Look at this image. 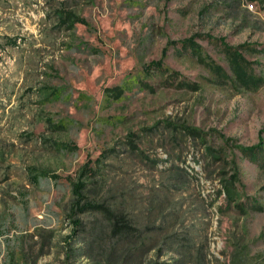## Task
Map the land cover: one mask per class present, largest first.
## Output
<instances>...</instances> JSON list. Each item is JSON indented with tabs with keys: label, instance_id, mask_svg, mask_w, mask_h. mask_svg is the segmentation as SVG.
<instances>
[{
	"label": "rangeland",
	"instance_id": "obj_1",
	"mask_svg": "<svg viewBox=\"0 0 264 264\" xmlns=\"http://www.w3.org/2000/svg\"><path fill=\"white\" fill-rule=\"evenodd\" d=\"M260 130L264 0H0V264H264Z\"/></svg>",
	"mask_w": 264,
	"mask_h": 264
},
{
	"label": "trees",
	"instance_id": "obj_2",
	"mask_svg": "<svg viewBox=\"0 0 264 264\" xmlns=\"http://www.w3.org/2000/svg\"><path fill=\"white\" fill-rule=\"evenodd\" d=\"M68 21V16L62 18V20L58 21L60 24L65 23ZM71 25V22H69ZM187 42H183L182 45H186ZM159 70L162 69V63L159 61H153L149 64L144 66V70ZM105 94L109 97H120L122 93V88L115 86L112 88L104 89ZM259 134H264V130H260ZM263 140L261 138L258 139L257 145L240 149L243 154L249 155L253 154L255 151H260L262 149ZM93 170L89 167V162H85L76 174L75 179L70 184V218H74L77 215L85 214V213H97L103 216L104 218L110 219L112 221V232L114 235L119 237V240L123 241V260L131 255L133 251V245H130L129 242L125 241V235L128 233L130 229L124 222H122L120 215L117 213L114 214V209L109 210L106 203L111 201V198H103L105 194L108 193L106 191L103 195L102 189L104 184H102V180L97 177V174H93ZM100 195V196H99ZM97 197V199H96ZM109 199V201H108ZM109 204H111L109 202ZM151 210H156V207L152 206ZM159 218L163 217V215L168 214V212L163 213L160 209H157ZM122 222V223H120ZM73 227H77L80 223L76 220L72 221ZM75 229V228H73ZM173 238V235L170 236V239ZM165 240V239H164ZM179 247H184L187 243V240L181 238ZM117 244H112L111 251L115 249ZM139 246L141 247L142 244L140 243ZM110 257V255H109Z\"/></svg>",
	"mask_w": 264,
	"mask_h": 264
}]
</instances>
